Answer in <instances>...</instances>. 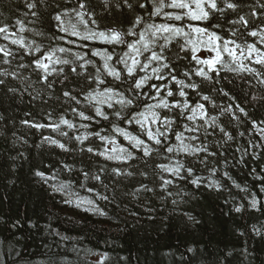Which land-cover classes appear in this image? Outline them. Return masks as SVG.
<instances>
[{"label": "trees", "instance_id": "trees-1", "mask_svg": "<svg viewBox=\"0 0 264 264\" xmlns=\"http://www.w3.org/2000/svg\"><path fill=\"white\" fill-rule=\"evenodd\" d=\"M26 2L31 0H0V26L9 25L11 31H16L19 26L15 22L19 19L24 22L26 28L43 33L42 36H37L32 31L21 33L20 35H24L27 40H35L43 49L62 46L72 48L73 51L88 52V58L97 63L102 62L98 57H91L90 48L92 47L106 48L109 51H112L114 47L117 54L126 50L123 45L110 46L99 42L77 40V44H89V48H79L64 41H53L52 36L59 33L52 16L56 11L74 7L76 0H44L43 3L35 0L37 3L35 11L39 13L38 20L25 15L28 12L25 7ZM91 3L96 6L97 13H100L98 0H91ZM242 3L248 5L254 3V0H242ZM57 5L59 8L56 7ZM248 10V7L243 9L244 12ZM138 11L145 16L148 23L184 24V21H166L163 17L149 19L142 10ZM165 11L173 10L165 9ZM112 13L111 16L99 15L101 26L123 25L126 28L132 14L126 9L123 12H116L113 9ZM229 18H235L234 14H230ZM29 21L35 22L29 23ZM216 22L217 20L214 19L210 23H192L208 26L210 30L216 31L224 38L236 39L242 46L246 43H254L258 39L246 34L232 37L228 32L229 26L223 21H220L223 29H212L211 23ZM66 39L76 40L75 37H66ZM183 42L181 39L180 43ZM0 45H8V41L0 39ZM9 46L15 49V46ZM169 47L172 49L173 62L178 70L183 71L186 66H190L188 60H175V51L178 48L175 42ZM145 54L148 55V53ZM31 59V56H25L21 61L18 52L12 68H15L18 62L28 64ZM0 67L8 66L0 65ZM117 67L122 66L117 65ZM255 67L264 72V68H260L259 65ZM218 69L220 83L215 87H223L229 91L249 113V118L242 116L239 124L231 121L230 117L220 118L223 125L235 137L234 141L222 147H217L222 140V134L218 129L208 130L209 133L214 131V135H206L203 132L198 134L200 140L207 143L211 151L223 152V156L212 157L210 160H219L216 166L221 171L216 178L225 185V189L220 193H210L203 187L197 190L187 181L176 179L174 185L169 187L173 196L168 197L167 202L160 199L163 193L159 187L158 175L154 174L151 168L144 169L141 161H129L128 165L108 161L101 156L80 151L81 147L92 146L99 151L108 147L98 137L89 136L84 145H80L74 139L76 135H87L103 129L102 135L117 137L119 144L130 147L121 136H117L112 131L113 125L124 127L133 134H139L138 126L121 124L115 117H110L109 120L95 117L91 121H82L70 111H65L68 105L55 99L50 100L48 104H43L40 100L32 101L27 92H23V95L18 92L13 96L7 92L6 87L0 86V116L3 117L0 120V264H99L105 253L107 258L104 259L103 264H264V236H256L251 230L253 225L257 227L264 225V211L245 210L239 214L229 211L234 203H243L247 207L248 200L245 197L250 199L253 193L264 204V193L260 192L261 182L251 174L253 168L257 171L264 168V148H249V140L253 143H261L259 136L251 131V120H264V104L248 103V98L245 96V92L249 95L252 91L260 94L264 92V89L248 87L246 83L248 80L255 85L251 74L231 72L221 66ZM21 71L24 76L30 77L32 82L38 78L31 68ZM94 71V68H89V72ZM212 75L215 77V73ZM106 79L113 86L118 83L112 81L110 77ZM80 82L84 83L83 80ZM153 82L160 83L155 80ZM7 86L23 91V84L19 80L9 78ZM127 86L126 83L122 84L119 90L125 91ZM36 87L39 90L38 84ZM212 87L211 82L205 81L204 94L212 95L217 105L229 103L226 97L212 92ZM59 89L60 86L57 85V96L61 95ZM145 91L151 90L146 88ZM190 98L197 99L191 93ZM142 99L147 103H154L148 97ZM206 106L210 115H218V109L212 108L211 104ZM142 107L141 104L136 110H141ZM102 108L111 112L105 106ZM48 111L54 113L52 123H58L60 115H64L76 127L68 129L62 125L61 131L68 133L67 136H63L60 131H54L51 128L37 130L20 123L24 119L49 123L45 118V113ZM25 113L31 115L25 116ZM86 114L94 116V111L87 109ZM184 123L185 121L179 120L177 130H182ZM83 124L89 126L81 127ZM240 132H245V135L241 137ZM44 136L65 143L73 151L64 152L47 143L41 144ZM170 136L169 142L175 144L174 135L170 134ZM17 137L22 139L17 140ZM142 138L146 139V137ZM38 144L40 147H36ZM237 148L240 151H237ZM246 148L249 153L254 151L257 159H252L249 154L245 156L244 163H236ZM21 152L24 156H18ZM12 157L18 158L13 160ZM225 157L229 161L227 167L224 165ZM154 159L157 163L170 162L162 157H154ZM174 159L185 163L190 162L196 168L197 175L205 180L209 178L208 172L195 162L194 157H185L181 154ZM65 163L72 166L71 172L64 169ZM114 167L127 168L135 174L116 176L111 172ZM101 168L105 171L100 172ZM37 169L44 171L46 176H55V179H49L47 183L39 181L33 174ZM141 170L149 171L147 178L139 175ZM83 171L91 175L99 174L101 181L85 179ZM156 171L159 172L158 169ZM223 171H227L232 179H226ZM163 175L172 178L168 177L167 173ZM232 180L241 188H247V193L236 188ZM69 182L70 187L66 191L91 200V209H83L64 193L53 191V186ZM142 183L154 188L155 192H135ZM89 188L93 191H88ZM185 192L189 195H183ZM97 194L100 197L107 196L108 199L98 198ZM192 196H195V199H192ZM173 198L178 201L175 213L172 211L171 204ZM225 201L228 203L226 204ZM182 212H189L195 216L199 224L193 225L187 221L186 217H182ZM149 216L152 219H149ZM164 217H170V219L165 221ZM17 221L20 222L19 226L13 228L12 224ZM162 221L163 224H167V227H163ZM30 224L34 226L30 227ZM239 232H244L245 235L240 236ZM188 247H194L197 254L193 256L187 253ZM245 249L247 252L244 251Z\"/></svg>", "mask_w": 264, "mask_h": 264}, {"label": "snow or ice", "instance_id": "snow-or-ice-1", "mask_svg": "<svg viewBox=\"0 0 264 264\" xmlns=\"http://www.w3.org/2000/svg\"><path fill=\"white\" fill-rule=\"evenodd\" d=\"M40 2L43 3L44 0H40ZM98 3L101 8L100 13H97L96 6L92 5L91 0H76L74 7L56 11L52 19L55 21V27L59 34L53 35L52 40L64 41L79 48H89V44H77V40L99 42L110 46L123 45L126 50L117 54L114 47L112 51L106 48L92 47L90 48L91 57H98L102 62L97 63V61L88 58V52L73 51L69 47L43 49L35 40H27L24 35H20L26 31H32L37 36H42L43 33L26 28L24 22L17 19L15 23L19 27L16 31H11L9 25L0 26V39L8 41V45H0V65L8 66L7 68L0 67V86L6 87L7 92L13 96L18 92L21 95L23 92H27L32 101L40 100L43 104H48L50 100L55 99L68 105L65 111H70L82 121H91L95 117H100L103 120L115 117L121 124L138 126L139 134H133L124 127L113 125L112 131L117 136H122L130 147L118 144L114 136L102 135L103 129L87 135H76L74 139L80 145H84L89 136L94 135L111 147H105L103 151L92 146L81 147V152L86 151L94 156H101L105 160L125 165H128L129 161H141L144 169L151 168L152 172L159 177V187L163 193L160 195L162 201L167 202V198L173 196L169 187L174 185L176 179L187 181L197 190L203 187L210 193L224 191L225 185L216 178L221 171L216 166L219 164V160H210L212 157L223 156V152L211 151L209 145L201 141L198 134L203 132L206 135H214V131L209 133L208 130L218 129L222 134V140L217 145L219 148L235 140L220 118L230 117L231 121H235L237 124L241 123L242 116L249 118L246 107L242 106L236 97L223 87H215L220 83L218 65L231 72L251 74L255 85L251 80H248L246 81L248 87L264 89V72L255 67V65H259L260 68H264V0H254V3L248 5L243 4L242 0H98ZM25 7L28 9V12L25 13L26 16L30 15L39 19V13L35 11L37 8L35 0L26 2ZM56 7L59 8V5ZM244 7H248L249 10L244 12ZM113 9L116 12H123L126 9L132 14L126 28L123 25L120 27L101 26L99 15L111 16ZM165 9L173 11H165ZM138 10L146 13L149 19L163 17L166 21L186 20L189 23L183 25L168 22L148 23L145 16ZM230 14H234L235 18L230 19ZM214 19L217 22L211 23L212 29H223V24L220 22L223 21L229 26L228 32L232 37L246 34L258 39L254 43H246L242 46L237 43L236 39L224 38L216 31L210 30L208 26L192 23H210ZM33 22L35 21H29V23ZM192 34H195V37ZM66 37H75L76 40L66 39ZM181 39H183V43H180ZM173 42L178 45L175 51V60L189 61L190 66H186L183 71L178 70L177 65L173 62L172 49L169 47ZM9 45L15 46V49ZM202 47L210 53L209 56L198 55ZM18 52L21 61L25 56H31L32 59L28 64L18 62L15 68H12ZM37 53L39 55H36ZM145 53L148 55H144ZM225 57L230 58V63L225 60ZM117 65L122 67H117ZM90 67L95 71L89 72ZM28 68H31L32 72L37 75L38 78L35 82H32L30 77L24 76L21 71ZM213 73H215V77L212 75ZM107 77L118 83L113 86L106 79ZM9 78L21 81L23 91L7 86ZM80 80H83L84 83H81ZM153 80L160 83H152ZM205 81L213 84L212 92L226 97L229 103L217 105L212 95L204 94ZM125 83L128 85L127 88L125 91H120V85ZM37 84L40 86L39 90L36 87ZM57 85L60 86L61 95L59 96L56 95ZM146 88L151 91H145ZM190 93L194 94L197 99H191ZM245 96L248 98V103L264 104V92L257 94L256 91H252L250 95L245 92ZM143 97H148L154 103L145 102ZM141 104L143 105L142 109L136 110ZM206 104H211L212 108L218 109V115H210ZM102 106L111 112L104 110ZM87 109H92L94 116L86 114ZM30 115V113H25V116ZM53 115L52 111L45 113V118L49 123L29 119L21 120L20 123L37 130L51 128L54 131H60L63 136H67L68 133L61 131L62 125L68 129L76 127L64 115H60L58 123H52ZM2 119L3 117L0 116V120ZM179 120L185 121L182 130H177L176 127ZM88 126V124L81 125L84 128ZM251 131L254 135L259 136L261 143H253L249 140V148H264V120H251ZM189 133L191 135H186ZM170 134L174 135L175 144L169 142ZM239 135L243 137L245 132H240ZM142 137H146V139ZM20 139L22 138L17 137V140ZM196 141L200 142L193 143ZM24 142L26 143V141ZM44 143L58 147L64 152L73 151L65 143L49 136L42 138L41 144ZM36 147H40V145L38 144ZM237 151L240 149L237 148ZM181 154L185 157H194L195 162L208 172L209 178L205 180L202 176L197 175L196 168L190 162L185 163L174 159ZM249 154L252 159H257L256 153L254 151L249 153L246 148L236 163H244L245 156ZM18 156H24V153H18ZM154 157H162L170 162L167 164L157 163ZM17 158L12 157L13 160ZM173 160L174 162H172ZM228 163L229 161L225 157V167ZM63 167L69 172L73 170L72 166L66 163ZM157 169L159 172L156 171ZM104 171V168L100 169V172ZM111 172L116 176H133L135 174L128 171L127 168L114 167ZM163 173H167L168 177L172 178H167ZM33 174L44 183H47L49 179H55V176H46L45 172L39 169L35 170ZM82 174L85 179L101 181L99 174L91 175L87 171H83ZM251 174L261 182L260 192L264 193V168H260L259 171L253 168ZM139 175L147 178L149 171L141 170ZM223 176L228 180L232 179L227 171H223ZM232 184L240 191L247 193V188H241L234 180H232ZM69 187L70 182L61 183L58 186H53V191L63 193ZM88 191L91 192L93 189L89 188ZM141 191L154 193L155 189L142 183L139 188L135 189L137 193ZM183 195L189 194L185 192ZM97 196L105 200L108 199L107 196L100 197L99 194ZM191 198L195 199V196ZM245 199L248 200L247 207L243 203H234L229 211L237 214L245 210L264 211V204L257 199L255 193L251 194L250 199L247 196ZM88 203L91 204L92 201L89 200ZM225 203L227 204L228 201ZM171 204L173 205L172 211L175 213L177 199L173 198ZM181 215L193 225L199 224L196 217L189 212H182ZM149 219L152 217L149 216ZM168 219L170 217H164L165 221ZM19 223V221L15 222L12 227H18ZM29 226L34 225L30 224ZM163 227H167V224H163ZM251 230L256 236H264V225L261 227L253 225ZM238 234L245 235L244 232ZM186 251L193 256L197 254L194 247H188ZM244 251L247 252V249ZM106 258L107 254L105 253L99 264H103Z\"/></svg>", "mask_w": 264, "mask_h": 264}, {"label": "rangeland", "instance_id": "rangeland-1", "mask_svg": "<svg viewBox=\"0 0 264 264\" xmlns=\"http://www.w3.org/2000/svg\"><path fill=\"white\" fill-rule=\"evenodd\" d=\"M187 23H189L188 21H184V24H187ZM183 25V24H182ZM186 31H187V29H186ZM193 35V37H195V34H192ZM206 39V38H205ZM183 40V39H182ZM198 55H200L201 57H207V56H209L210 55V53L209 52H207L206 50H204V48L202 47L201 48V50H200V52L198 53ZM225 60L226 61H229V63H230V58H228V57H225ZM245 63H248V61H245ZM217 68H219V65L217 66ZM142 75H143V73H142ZM156 81V80H155ZM154 83V82H153ZM116 138V140H117V143L119 144V139L117 138V137H115ZM122 139H123V141L125 142V143H128L126 140H124V138L122 137ZM121 145V144H120ZM106 146H108V147H111V145H107L106 144ZM125 147H127V146H125ZM65 195H67L68 196V198H70V200H72L75 204H77L78 206H80L81 208H83V209H91V204H89L88 203V201H89V199H87V198H83V197H79V196H77V195H75V194H72L71 192H68V191H65V192H63ZM39 264V263H38Z\"/></svg>", "mask_w": 264, "mask_h": 264}]
</instances>
